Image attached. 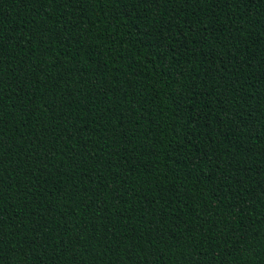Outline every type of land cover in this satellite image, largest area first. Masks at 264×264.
Masks as SVG:
<instances>
[{
    "label": "trees",
    "instance_id": "16d2710c",
    "mask_svg": "<svg viewBox=\"0 0 264 264\" xmlns=\"http://www.w3.org/2000/svg\"><path fill=\"white\" fill-rule=\"evenodd\" d=\"M0 264H264V0H0Z\"/></svg>",
    "mask_w": 264,
    "mask_h": 264
}]
</instances>
